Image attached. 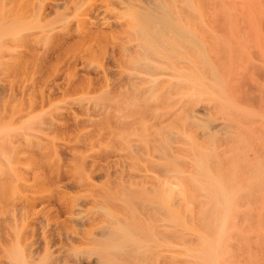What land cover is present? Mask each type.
Returning <instances> with one entry per match:
<instances>
[{
	"label": "rangeland",
	"instance_id": "rangeland-1",
	"mask_svg": "<svg viewBox=\"0 0 264 264\" xmlns=\"http://www.w3.org/2000/svg\"><path fill=\"white\" fill-rule=\"evenodd\" d=\"M192 2L152 55L111 10L0 0V264H264V0Z\"/></svg>",
	"mask_w": 264,
	"mask_h": 264
},
{
	"label": "bare ground",
	"instance_id": "bare-ground-1",
	"mask_svg": "<svg viewBox=\"0 0 264 264\" xmlns=\"http://www.w3.org/2000/svg\"><path fill=\"white\" fill-rule=\"evenodd\" d=\"M80 2V7H85V9L90 8V12L93 10L103 8V11L111 10L115 14L116 23L115 26L122 27L121 23L128 22L133 26H136L135 29H131L132 33H136L137 38L144 36L148 42L152 45L149 46L144 42L140 41L137 48L141 54H157V49H161V46L171 49L165 35L170 37L178 38L181 42H187V40L194 41L195 38L190 31L180 30L175 28L169 23V19L174 17V8L177 4L184 7V9L190 5H193L192 0H76ZM154 11V12H153ZM145 14L146 12H152L149 18L142 25H136L137 19L135 16L138 13ZM119 20H124L119 22ZM127 30V29H126ZM129 31V30H128ZM130 32V31H129ZM126 52H130V48L125 47ZM150 67L149 65H147ZM14 240V239H13ZM78 240V239H77ZM14 242V241H13ZM86 242L92 244V239L83 240L80 239L78 243ZM16 244V243H15ZM72 246L76 244L73 241L70 243ZM52 246L47 244V241L44 240V245L41 248L22 249L20 247L14 246L11 254H5L7 260L5 259L3 264H111L108 258L101 256L102 251H97L93 249L92 246L86 248V259L84 260L83 252H75L74 256L69 255H59L53 256V252L49 249ZM71 247V246H70ZM77 248V247H76ZM7 249V248H6ZM72 249V248H71ZM75 250V248H74ZM4 251V250H3ZM116 253V250L109 251ZM71 254V253H70ZM84 254V255H86ZM96 255V260L92 256ZM93 259H92V258ZM1 261V260H0ZM2 263V261L0 262Z\"/></svg>",
	"mask_w": 264,
	"mask_h": 264
}]
</instances>
